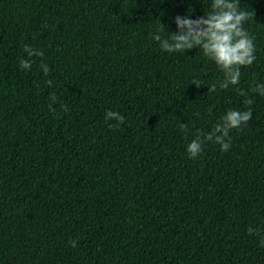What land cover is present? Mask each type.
<instances>
[{"label":"trees","instance_id":"trees-1","mask_svg":"<svg viewBox=\"0 0 264 264\" xmlns=\"http://www.w3.org/2000/svg\"><path fill=\"white\" fill-rule=\"evenodd\" d=\"M211 3L0 0V264H264V96L252 91L264 83V0H240L256 59L228 89L199 48L166 53L152 39ZM240 91L252 116L230 149L207 142L190 159L199 132L249 109Z\"/></svg>","mask_w":264,"mask_h":264},{"label":"clouds","instance_id":"clouds-1","mask_svg":"<svg viewBox=\"0 0 264 264\" xmlns=\"http://www.w3.org/2000/svg\"><path fill=\"white\" fill-rule=\"evenodd\" d=\"M239 5L240 0H212L211 10L207 15L196 20L189 19L191 14L175 17L174 23L177 31L174 33L166 31L165 26L160 23L152 39L159 42L160 48L166 53L184 54L191 49L199 48L203 56L214 62L223 73V79L218 82L219 88L225 90L230 86H236L240 82L241 68L250 67L256 59L254 37L244 28L245 22L254 15V12L242 11ZM165 31L169 34L168 38H162L160 34ZM23 51L29 58L43 56L41 50L27 44L24 45ZM33 62L31 59H21L19 67L22 70H30ZM40 68L45 76L49 74V67L46 64L41 63ZM52 83L51 79L46 81L48 86ZM196 87H200L199 82L196 83ZM210 90L215 92L217 83H213ZM252 91L264 96V83L256 84ZM239 94L245 97L244 104L248 105L249 109L246 111L229 110L212 131L207 134L199 132L187 145L186 151L190 159L199 157L207 142L219 145L222 152L230 149L229 133L233 129H242L252 116L250 106L253 101L245 92L240 91ZM50 99L52 103L49 104V110L54 111L52 104L57 101L54 92L50 95ZM67 110V106L62 108V111ZM105 119L117 122L115 125H110L113 128H118L124 123V117L111 110L106 111ZM179 127L187 135L188 125L180 124ZM247 233L259 236L260 230L250 226L247 228ZM70 243L72 247L76 246V241ZM259 243L261 247H264V237Z\"/></svg>","mask_w":264,"mask_h":264}]
</instances>
